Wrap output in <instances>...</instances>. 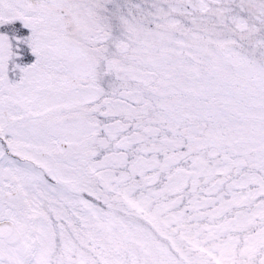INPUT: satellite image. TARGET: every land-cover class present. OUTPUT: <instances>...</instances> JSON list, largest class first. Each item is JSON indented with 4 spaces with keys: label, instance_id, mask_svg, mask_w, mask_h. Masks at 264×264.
Returning a JSON list of instances; mask_svg holds the SVG:
<instances>
[{
    "label": "snow or ice",
    "instance_id": "obj_1",
    "mask_svg": "<svg viewBox=\"0 0 264 264\" xmlns=\"http://www.w3.org/2000/svg\"><path fill=\"white\" fill-rule=\"evenodd\" d=\"M0 264H264V0H0Z\"/></svg>",
    "mask_w": 264,
    "mask_h": 264
}]
</instances>
